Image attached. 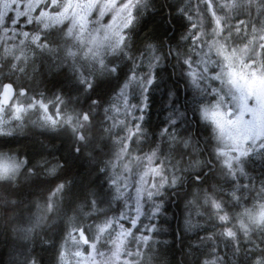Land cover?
<instances>
[{"label":"snow or ice","instance_id":"6c2138e0","mask_svg":"<svg viewBox=\"0 0 264 264\" xmlns=\"http://www.w3.org/2000/svg\"><path fill=\"white\" fill-rule=\"evenodd\" d=\"M0 235L2 264H264V0H0Z\"/></svg>","mask_w":264,"mask_h":264},{"label":"trees","instance_id":"16d2710c","mask_svg":"<svg viewBox=\"0 0 264 264\" xmlns=\"http://www.w3.org/2000/svg\"><path fill=\"white\" fill-rule=\"evenodd\" d=\"M173 226H175V222L173 221ZM7 248V244L4 240L3 235H0V264H2V260L6 259L5 249Z\"/></svg>","mask_w":264,"mask_h":264}]
</instances>
